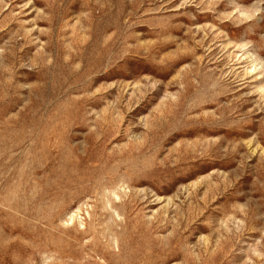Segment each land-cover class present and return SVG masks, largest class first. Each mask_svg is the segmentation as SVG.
Listing matches in <instances>:
<instances>
[{"label":"rangeland","instance_id":"374dc122","mask_svg":"<svg viewBox=\"0 0 264 264\" xmlns=\"http://www.w3.org/2000/svg\"><path fill=\"white\" fill-rule=\"evenodd\" d=\"M0 264H264V0H0Z\"/></svg>","mask_w":264,"mask_h":264}]
</instances>
